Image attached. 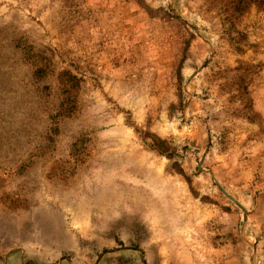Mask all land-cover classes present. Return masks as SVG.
Instances as JSON below:
<instances>
[{"label":"rangeland","instance_id":"374dc122","mask_svg":"<svg viewBox=\"0 0 264 264\" xmlns=\"http://www.w3.org/2000/svg\"><path fill=\"white\" fill-rule=\"evenodd\" d=\"M0 264H264V0H0Z\"/></svg>","mask_w":264,"mask_h":264},{"label":"trees","instance_id":"16d2710c","mask_svg":"<svg viewBox=\"0 0 264 264\" xmlns=\"http://www.w3.org/2000/svg\"><path fill=\"white\" fill-rule=\"evenodd\" d=\"M160 151V150H159ZM162 152V151H161Z\"/></svg>","mask_w":264,"mask_h":264}]
</instances>
